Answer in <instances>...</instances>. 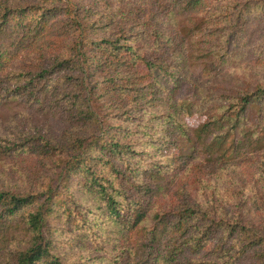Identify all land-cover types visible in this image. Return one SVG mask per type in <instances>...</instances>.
<instances>
[{
    "label": "trees",
    "instance_id": "16d2710c",
    "mask_svg": "<svg viewBox=\"0 0 264 264\" xmlns=\"http://www.w3.org/2000/svg\"><path fill=\"white\" fill-rule=\"evenodd\" d=\"M0 264H264V0H0Z\"/></svg>",
    "mask_w": 264,
    "mask_h": 264
},
{
    "label": "rangeland",
    "instance_id": "374dc122",
    "mask_svg": "<svg viewBox=\"0 0 264 264\" xmlns=\"http://www.w3.org/2000/svg\"><path fill=\"white\" fill-rule=\"evenodd\" d=\"M190 123H191V124L194 123V120H191Z\"/></svg>",
    "mask_w": 264,
    "mask_h": 264
}]
</instances>
